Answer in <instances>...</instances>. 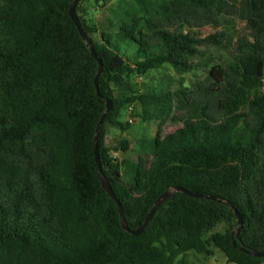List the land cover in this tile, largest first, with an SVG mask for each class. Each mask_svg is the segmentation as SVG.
Wrapping results in <instances>:
<instances>
[{"label": "trees", "instance_id": "16d2710c", "mask_svg": "<svg viewBox=\"0 0 264 264\" xmlns=\"http://www.w3.org/2000/svg\"><path fill=\"white\" fill-rule=\"evenodd\" d=\"M85 1L76 13L102 61V98L98 64L68 15L72 0H0V264H188V252L209 255L211 246L228 263L260 264L239 248L264 250V0H96L119 15L106 30L79 15ZM233 19L249 38L222 30L200 37ZM201 47L232 54L195 88L135 83L164 65L194 71ZM105 99L113 109L99 131V158L128 228L181 187L231 204L242 220L238 239L232 209L181 193L140 235L122 229L94 160ZM129 108L157 129L138 140L136 160L119 161L106 126L126 131L119 118ZM166 124L177 128L163 135ZM219 224L225 232L211 233Z\"/></svg>", "mask_w": 264, "mask_h": 264}, {"label": "rangeland", "instance_id": "374dc122", "mask_svg": "<svg viewBox=\"0 0 264 264\" xmlns=\"http://www.w3.org/2000/svg\"><path fill=\"white\" fill-rule=\"evenodd\" d=\"M119 0H112L107 6H117ZM231 5V3H230ZM189 15H198L194 11H189ZM79 15L90 23L97 26L99 30L110 29L111 25L115 26L118 22V14L116 12L110 13L108 7H102L96 0H86L82 2L79 9ZM224 31L232 38L250 37V32L247 31L245 23L233 19L225 23L220 28L203 27L199 30L200 37H205L214 32ZM203 54L194 58L192 61L197 68L186 74L177 75L169 66L164 65L162 68L151 71L146 77H137L135 83L138 86L147 84L148 86L159 88L160 86L168 87L172 90L179 88H195L198 84L202 83L205 76L208 75L212 68H222L231 59L232 49L228 48H214V47H201ZM264 82V79H263ZM121 123L127 122L126 111L121 113L119 118ZM132 123H129L126 131L120 130L118 127L106 126V141L107 146L112 150L111 155L115 154L117 160L122 161L126 158L136 160L138 140L142 137L152 138L155 136L157 124L150 122L147 124L140 123L137 119L132 118ZM177 125L166 124L162 128L163 135L173 132ZM120 141H127L128 147L123 151L120 146ZM122 176L128 180V175L122 170ZM226 226L223 224L217 225L211 233H224ZM234 228L231 229L234 232ZM209 255H199L194 252H188L184 258L188 264H231L228 263L225 256L215 247L209 248ZM264 264V260L260 263Z\"/></svg>", "mask_w": 264, "mask_h": 264}, {"label": "water", "instance_id": "95a60500", "mask_svg": "<svg viewBox=\"0 0 264 264\" xmlns=\"http://www.w3.org/2000/svg\"><path fill=\"white\" fill-rule=\"evenodd\" d=\"M81 0H72L70 7H69V11H68V15L72 21V23L74 24L80 38L82 39V41L85 43V45L88 47L91 57L97 62L98 64V69H97V73L94 77V86L96 89V94L99 98H102L99 88H98V78L101 74L102 71V61L101 59L98 57L93 45L91 44L90 40L87 37L86 32L84 31V28L77 16L76 13V6L78 5V3ZM113 109V104L112 101L109 99H105V112L102 114L101 118L99 119L96 128H95V133H94V138H93V152H94V160L95 163L97 165V169H98V175L97 178L103 188V190L108 194L109 198L116 204L117 209H118V213H119V218H120V225L122 227V229L133 236H138L141 234V232L144 230V228L147 226V224L150 222V220L152 219V217L154 216L155 212L157 211L158 207L163 204L168 198H170L174 193H181L184 194L188 197L191 198H195V199H204V200H210V201H214L217 203H221L223 205H226L228 208L232 209L233 214L237 220V228L235 233V237L236 239H238L239 237V231L241 229L242 226V220L240 215L238 214V212L236 211L235 208H233V206L227 202H224L222 200H219L213 196L210 195H204L202 193H195V192H191L188 191L184 188L181 187H173L170 191L164 192L162 193L154 202L153 206L151 207V209L149 210V212L147 213V215L144 218V221L142 222V224L136 228L135 230H131L128 228L125 219H124V215H123V211H122V207L120 202L117 200V198L115 197L110 184L108 182V180L105 178V176L102 173V169H101V162H100V158H99V150H98V135H99V131L100 128L103 124V121L106 117V115ZM233 245L235 246V242H233ZM240 251L251 256L254 258H264V250L263 251H248L246 250L243 246H240Z\"/></svg>", "mask_w": 264, "mask_h": 264}, {"label": "built area", "instance_id": "2783aa9c", "mask_svg": "<svg viewBox=\"0 0 264 264\" xmlns=\"http://www.w3.org/2000/svg\"><path fill=\"white\" fill-rule=\"evenodd\" d=\"M130 111H131V108H129V112H130ZM127 122L130 123V124L133 122L131 116L127 119ZM112 157L115 158V157H117V156H116L115 154H114V155L112 154Z\"/></svg>", "mask_w": 264, "mask_h": 264}, {"label": "crops", "instance_id": "0c3cea01", "mask_svg": "<svg viewBox=\"0 0 264 264\" xmlns=\"http://www.w3.org/2000/svg\"><path fill=\"white\" fill-rule=\"evenodd\" d=\"M126 113H127V119H128L131 116L129 110L126 111Z\"/></svg>", "mask_w": 264, "mask_h": 264}]
</instances>
